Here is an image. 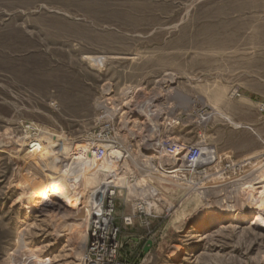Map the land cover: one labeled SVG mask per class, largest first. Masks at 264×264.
<instances>
[{
  "label": "rangeland",
  "instance_id": "obj_1",
  "mask_svg": "<svg viewBox=\"0 0 264 264\" xmlns=\"http://www.w3.org/2000/svg\"><path fill=\"white\" fill-rule=\"evenodd\" d=\"M168 76L174 78L170 88L189 98H166L169 131L180 144L202 142L217 155L197 165L204 174L187 179L227 183L232 176L243 179L249 162L264 166V0H0V136H23L34 127L72 138L107 128L103 135L112 136L120 114L105 118L97 103L120 102L126 87L153 91ZM203 116H209L206 122ZM12 174L9 156L0 152V264L19 221L27 218L33 224L29 239L45 251L46 264L77 263L79 253L71 257L64 242L52 237L61 211L24 205L21 191L9 185ZM157 181L150 175L156 189ZM156 192L140 213L133 193L120 189L114 220L124 259L264 264V230L221 229L204 240L189 236L180 216L189 184ZM125 215L132 224H123ZM148 240L152 245L142 256ZM175 245L181 253L171 256Z\"/></svg>",
  "mask_w": 264,
  "mask_h": 264
},
{
  "label": "bare ground",
  "instance_id": "obj_2",
  "mask_svg": "<svg viewBox=\"0 0 264 264\" xmlns=\"http://www.w3.org/2000/svg\"><path fill=\"white\" fill-rule=\"evenodd\" d=\"M173 82L172 76L164 77L153 91L126 87L120 102L114 98L98 102L105 118L120 114L119 131L112 136L103 135L107 128L98 135L72 138L38 127L23 136L11 132L0 136V152L7 153L13 166L9 185L21 191L24 205L39 211L47 204L61 211L52 224V237L56 243L64 242V251L71 257L79 253L77 263L66 264H87L84 254L95 251L98 230L102 232L115 222L110 208L121 188L133 193L138 201L133 208L142 211L150 206L154 190L160 193L165 186L189 184L180 216L187 223L189 236L201 240L221 229L264 230V166L249 162L243 182L232 176L227 183L221 179L205 185L186 178L192 173L204 174V170H196L197 165L211 163L217 155L213 146L202 142L192 147L180 144L173 130L169 131L171 124L167 116L164 118V110H170L164 106L166 98L189 100L170 88ZM103 90L105 95L110 93L109 86ZM208 118L203 116L201 120L206 122ZM243 162L248 163L242 161L240 166ZM150 175L158 177V189L150 185ZM19 222L14 245L6 251L2 264H46L45 251L29 239L33 224L28 218ZM92 225L95 229L89 234ZM170 252L178 256L181 247L175 245Z\"/></svg>",
  "mask_w": 264,
  "mask_h": 264
},
{
  "label": "built area",
  "instance_id": "obj_3",
  "mask_svg": "<svg viewBox=\"0 0 264 264\" xmlns=\"http://www.w3.org/2000/svg\"><path fill=\"white\" fill-rule=\"evenodd\" d=\"M113 206L110 208L111 209V213L113 214L112 216H114V209L115 206L114 204H112ZM98 208L100 209V207L98 206ZM140 213H144L143 210L140 211ZM137 212H132L133 217L136 215ZM133 217L130 216H122V221L123 224H132V219ZM106 226V225H103ZM95 229V227H94ZM93 229V225L92 228L90 229V233H92L94 230ZM121 230H120V226L115 222H110L108 227L103 229L102 232H100L98 230V237L97 240L95 242L96 243V247L94 250V252L92 253H85L84 257H85V261L87 264H132V262L128 261L127 259H124L122 257V255L120 254V248H121V243L119 241V234H120ZM144 247V246H143ZM143 249L140 252V255L142 254Z\"/></svg>",
  "mask_w": 264,
  "mask_h": 264
},
{
  "label": "water",
  "instance_id": "obj_4",
  "mask_svg": "<svg viewBox=\"0 0 264 264\" xmlns=\"http://www.w3.org/2000/svg\"><path fill=\"white\" fill-rule=\"evenodd\" d=\"M151 245H152L151 240H148V241L146 242V244L144 245V247H143V252H142L141 255L147 253V252L149 251Z\"/></svg>",
  "mask_w": 264,
  "mask_h": 264
}]
</instances>
